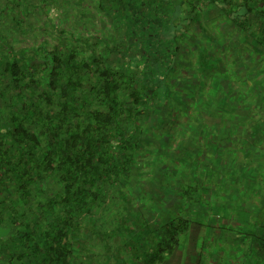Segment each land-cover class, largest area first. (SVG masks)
<instances>
[{
    "label": "trees",
    "instance_id": "1",
    "mask_svg": "<svg viewBox=\"0 0 264 264\" xmlns=\"http://www.w3.org/2000/svg\"><path fill=\"white\" fill-rule=\"evenodd\" d=\"M0 1V264H169L220 198L264 236V0Z\"/></svg>",
    "mask_w": 264,
    "mask_h": 264
},
{
    "label": "crops",
    "instance_id": "2",
    "mask_svg": "<svg viewBox=\"0 0 264 264\" xmlns=\"http://www.w3.org/2000/svg\"><path fill=\"white\" fill-rule=\"evenodd\" d=\"M221 199L223 201H219ZM219 200V210L207 205L205 201L202 206L196 205V209L190 213L192 222L188 233L181 237L182 245L169 264H264V236L257 239V213L246 212V217L239 218L236 211L239 207L247 208L246 204L230 206L225 204L226 198ZM172 203L167 205L169 209L172 208ZM256 206H259L258 203ZM243 231L253 233L257 238L238 234Z\"/></svg>",
    "mask_w": 264,
    "mask_h": 264
},
{
    "label": "rangeland",
    "instance_id": "3",
    "mask_svg": "<svg viewBox=\"0 0 264 264\" xmlns=\"http://www.w3.org/2000/svg\"><path fill=\"white\" fill-rule=\"evenodd\" d=\"M73 2H75V0H73ZM0 3H1V1H0ZM77 4H78V2H77ZM34 5H35L34 13L30 16V19L32 22V27H31V30L28 33V35L30 36V39H32L31 41H32L33 45H38L42 41H48L49 42L48 46H51L55 42L56 35H57L56 31H58V27H56V29H51L49 21H51L52 24L57 23V19L60 15V9L57 5H55L52 2H50L49 4H43L42 6L39 7L38 1H36V2L34 1ZM77 7H79V4ZM93 7H94L93 4H91V9H88V11H90V10L92 11L94 9ZM75 12H76V10L72 11L73 14H75ZM94 13L95 12H93V11L91 12V14L88 12V15L86 16V18H88L89 21H91L93 19ZM1 29H2V31H4V36L6 37L7 41L14 48L21 47L22 41H23L22 40L23 38L21 36L19 37L17 34H14L11 31L9 26L3 25L1 27ZM105 36L107 37L108 34H105ZM187 44H189V43L187 42ZM147 214L148 213H146L145 215H147ZM148 216H150V215L148 214ZM134 228H135L136 233H134V236L132 238V242H131L129 248H124L123 249L124 251L122 250L123 253H121L122 258L125 259V262L127 264L131 263V262H133L132 264H135L134 261L138 262L140 260L143 253L146 251L147 247L155 246V242H153L152 239L148 236V233L144 235V232H146V230H144L145 228L143 230H141V226H136ZM142 232H143V234H142ZM98 245L96 247V242L92 241V246L90 247V249L92 252L97 253V256L98 255L100 256V257H98V258H100L99 260L102 261L103 256H104L103 255L104 250L99 248ZM84 259L85 260L83 262L85 263L86 258H84ZM92 264H95V263H92Z\"/></svg>",
    "mask_w": 264,
    "mask_h": 264
},
{
    "label": "water",
    "instance_id": "4",
    "mask_svg": "<svg viewBox=\"0 0 264 264\" xmlns=\"http://www.w3.org/2000/svg\"><path fill=\"white\" fill-rule=\"evenodd\" d=\"M10 231L9 227L2 228L0 227V238L5 237Z\"/></svg>",
    "mask_w": 264,
    "mask_h": 264
}]
</instances>
